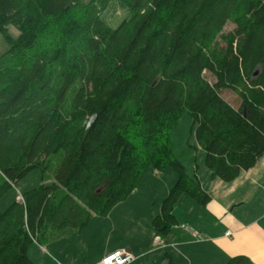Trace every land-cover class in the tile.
<instances>
[{"label":"trees","instance_id":"trees-1","mask_svg":"<svg viewBox=\"0 0 264 264\" xmlns=\"http://www.w3.org/2000/svg\"><path fill=\"white\" fill-rule=\"evenodd\" d=\"M112 4L128 13L115 29L102 17ZM0 33L9 47L0 57V200L42 171L23 203L0 211V264H36L29 250L44 228L52 239L82 232L127 200L149 165L178 174L155 237L178 225L183 196L206 206L210 196L171 152L168 133L185 113L213 179L232 182L264 157V0H0Z\"/></svg>","mask_w":264,"mask_h":264},{"label":"rangeland","instance_id":"rangeland-1","mask_svg":"<svg viewBox=\"0 0 264 264\" xmlns=\"http://www.w3.org/2000/svg\"><path fill=\"white\" fill-rule=\"evenodd\" d=\"M91 1L81 0L85 5ZM127 16V11L117 4H112L102 14L104 21L114 29ZM234 29L235 26L229 23L225 27L224 33L228 34ZM8 30L13 38L20 35L13 26H10ZM8 49V44L0 33V57ZM205 77L212 84L215 83V79L211 75L206 74ZM222 96L234 108H239L240 99L233 91L224 90ZM168 134L174 160L184 166L187 175L191 178L196 177V174L204 176V171H209L206 166V153L197 143L196 124L192 117L188 113L182 115ZM52 163L55 165V161ZM47 175L52 178V174L49 172ZM41 177L42 171L35 169L15 184L0 200V211H5L14 202L23 203L22 195L38 188L41 184ZM177 180L178 174L170 166L163 171H158L149 165L136 190L127 200L115 206L107 216L93 215L88 226L82 232L74 231L67 236L52 239L49 237V235L51 236L49 228H44L38 236V242H35L29 250L30 258L36 264H49L50 254L56 264H91L100 256L110 255L117 247L126 243H131L132 246L139 249L151 248V242H148V245L146 243L148 238L153 239L155 237L152 222L160 214L162 203ZM160 247L156 246L153 251H149L142 263L162 264L163 255L166 252L174 253L173 250L160 249ZM175 264L186 263L184 258H177Z\"/></svg>","mask_w":264,"mask_h":264},{"label":"crops","instance_id":"crops-1","mask_svg":"<svg viewBox=\"0 0 264 264\" xmlns=\"http://www.w3.org/2000/svg\"><path fill=\"white\" fill-rule=\"evenodd\" d=\"M195 176L210 202L201 206L187 195L181 198L174 210L178 225L162 238L160 247L174 253L166 252L163 257L169 255L172 264L177 258H184L186 264H227L230 258L244 256L254 264H264V157L232 182L213 179L210 171ZM148 242L152 249L126 243L115 251L127 250L135 257L132 264H143L156 247L155 237ZM106 256L91 264H100ZM54 263L49 254V264Z\"/></svg>","mask_w":264,"mask_h":264},{"label":"built area","instance_id":"built-area-1","mask_svg":"<svg viewBox=\"0 0 264 264\" xmlns=\"http://www.w3.org/2000/svg\"><path fill=\"white\" fill-rule=\"evenodd\" d=\"M185 229H189V226H183ZM231 235L230 232L226 234ZM163 241L160 237L155 238V246H162ZM135 261V257L127 250H117L112 254L106 256L100 264H132Z\"/></svg>","mask_w":264,"mask_h":264},{"label":"water","instance_id":"water-1","mask_svg":"<svg viewBox=\"0 0 264 264\" xmlns=\"http://www.w3.org/2000/svg\"><path fill=\"white\" fill-rule=\"evenodd\" d=\"M258 74V72H256V75ZM97 121V116L96 115H93L87 125H86V128H85V132H84V137H83V140H85L87 138V136L89 135V133L91 132V130L93 129V127L95 126V123ZM162 264H172L171 261L169 260H165L162 262Z\"/></svg>","mask_w":264,"mask_h":264}]
</instances>
